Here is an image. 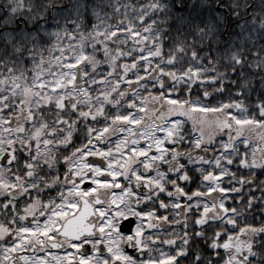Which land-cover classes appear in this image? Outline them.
I'll use <instances>...</instances> for the list:
<instances>
[{
	"label": "snow or ice",
	"instance_id": "1",
	"mask_svg": "<svg viewBox=\"0 0 264 264\" xmlns=\"http://www.w3.org/2000/svg\"><path fill=\"white\" fill-rule=\"evenodd\" d=\"M0 264H264V0H0Z\"/></svg>",
	"mask_w": 264,
	"mask_h": 264
}]
</instances>
